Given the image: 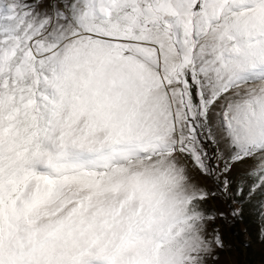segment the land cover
Returning <instances> with one entry per match:
<instances>
[{"label": "snow or ice", "instance_id": "1", "mask_svg": "<svg viewBox=\"0 0 264 264\" xmlns=\"http://www.w3.org/2000/svg\"><path fill=\"white\" fill-rule=\"evenodd\" d=\"M241 224L264 0H0V264H221Z\"/></svg>", "mask_w": 264, "mask_h": 264}, {"label": "rangeland", "instance_id": "2", "mask_svg": "<svg viewBox=\"0 0 264 264\" xmlns=\"http://www.w3.org/2000/svg\"><path fill=\"white\" fill-rule=\"evenodd\" d=\"M225 241L231 247L221 255V264H264V246L250 239L242 224L225 230Z\"/></svg>", "mask_w": 264, "mask_h": 264}]
</instances>
